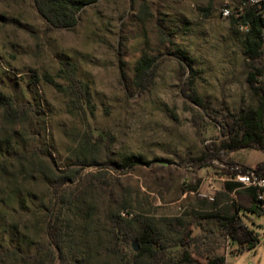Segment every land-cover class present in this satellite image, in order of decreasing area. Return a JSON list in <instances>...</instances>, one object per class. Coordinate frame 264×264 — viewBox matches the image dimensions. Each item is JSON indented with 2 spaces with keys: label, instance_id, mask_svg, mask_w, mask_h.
Returning <instances> with one entry per match:
<instances>
[{
  "label": "rangeland",
  "instance_id": "1",
  "mask_svg": "<svg viewBox=\"0 0 264 264\" xmlns=\"http://www.w3.org/2000/svg\"><path fill=\"white\" fill-rule=\"evenodd\" d=\"M225 7L231 15L224 16ZM246 7L245 0H99L68 29L50 27L35 0H0V95L26 112L12 121L0 107V264H38L7 253L33 256L48 242L39 204L52 196L42 172L52 164L50 154L59 167L81 168L82 213L97 206L88 228L84 218L73 221L74 242L64 241L59 263L124 264L110 252L105 217L119 203L134 253L141 229L133 215L153 225L161 244L157 256L132 255L130 264H190L183 254L264 264V213L249 209L245 189L225 188L232 165L255 169L264 161L262 148L227 147L228 125L260 102L247 79L252 63L263 70L257 86L264 88V47L256 62L246 54ZM256 14L264 17V10ZM177 48L194 58V87L209 102L205 109L189 97V71L174 55ZM144 53L157 61L153 78L139 87L135 68ZM64 61L77 65L90 105L70 97L67 80L56 77L65 91L46 80ZM205 152L212 158L202 161ZM125 155L151 163L120 171L106 164ZM86 157L97 166H76ZM233 204L259 237L253 247L240 246L209 217L231 214Z\"/></svg>",
  "mask_w": 264,
  "mask_h": 264
},
{
  "label": "trees",
  "instance_id": "2",
  "mask_svg": "<svg viewBox=\"0 0 264 264\" xmlns=\"http://www.w3.org/2000/svg\"><path fill=\"white\" fill-rule=\"evenodd\" d=\"M99 0H35L36 7L45 19L50 27L54 28H75L80 20V12L87 6L94 5ZM247 5V13L244 16L245 20L251 25L247 38L244 41L246 48V54L248 58L256 62L262 55V49L264 47V17L261 14H256L258 8L253 6L245 0ZM264 10V6L262 7ZM261 9V10H262ZM174 55L180 60V64L184 67L185 71H189L188 84L191 86L189 97L200 108H207V101H205L198 91L194 87V79L197 75V71L194 68V58L185 50L177 48L174 50ZM157 57L148 56L146 53L139 59L135 68V80L137 86L146 87L147 82L153 78L155 72ZM263 73L261 67L251 64V70L248 73V83L252 89L260 95V102L255 110L245 112L238 118L235 117L232 124L228 125L227 133L229 135L228 148L238 149L243 147L256 146L264 149V88L257 86L258 76ZM121 74L123 78L126 76L123 66L121 65ZM56 77L65 79L69 82L68 93L70 97H76L80 102L91 104V96L85 85L77 76V65L70 61L62 62V66L57 72L56 76L45 74V78L48 82L53 84L59 90H63V86L56 82ZM65 91V89H64ZM67 91V90H66ZM0 107L4 108V114L8 120H17L22 118L24 111L20 113L19 107H14L10 103L4 101L0 95ZM52 164H47L42 169L44 176L48 179L51 187V198L49 201L42 200L39 204V210L44 213V221L46 224V235L48 242L39 249L35 255L21 254L17 249L9 250L8 256L16 257L21 255L24 263H29L32 260H36L38 264H58L60 261L61 253L64 251V241L73 243L74 231L71 230L73 221L84 218L87 221L93 217L92 213L97 208L94 206L91 212L84 211L82 213L79 198L84 192V186L79 184L80 170L81 168H74L73 165L66 167H59L56 164L55 159L51 156ZM208 158H212V155L205 152L202 161ZM79 161L76 166H97L95 159L92 161L87 160ZM89 163V164H87ZM150 161H145L142 156L139 155H125L120 161L109 160L106 164L113 166L117 171L128 170L134 168L139 164H149ZM75 166V165H74ZM257 172L264 174V161L258 163L255 168ZM91 183V182H90ZM94 188H97L101 193H108L109 191L103 184L91 183ZM238 184L234 182L225 183V188L229 191L237 188ZM245 189L252 197L253 203L249 207L250 210L257 213H264V208L257 204V189L256 188H242ZM76 192L74 198H71L72 192ZM114 201V200H113ZM113 203V202H112ZM123 207H126L122 204ZM122 205L116 203L115 206L110 205L105 211V217L109 220L110 236L112 240L111 253L120 255L125 261L124 264H130L133 256H141L147 254L150 256H157L159 250L155 248L161 245L158 231L153 225L145 220H140L138 216L133 215L131 220L137 221L140 224L139 241L141 243L140 250L134 253L131 248V234L125 232L121 223L123 221ZM232 213L224 215H214L209 217H215L219 220L220 225L225 229L227 236L236 241L242 247H253L259 242L257 233L249 229L243 220L238 216V208L235 204L232 206ZM68 218V224L64 223V218ZM208 217V218H209ZM85 221L82 223L84 227ZM90 223L86 224L88 228ZM187 237L190 233H186ZM138 241V240H137ZM138 241V242H139ZM129 249V251H128ZM126 259V260H125ZM184 262L190 264H227L225 256H214L207 262L197 261L191 259L190 256L183 254L181 258ZM59 264H63L61 261Z\"/></svg>",
  "mask_w": 264,
  "mask_h": 264
},
{
  "label": "built area",
  "instance_id": "3",
  "mask_svg": "<svg viewBox=\"0 0 264 264\" xmlns=\"http://www.w3.org/2000/svg\"><path fill=\"white\" fill-rule=\"evenodd\" d=\"M253 6L261 8L264 6V0H247ZM224 16L231 15V9L225 7L223 9ZM230 173L226 176L225 180L238 184L237 189L242 188H256L257 204L264 208V174L257 172L255 169H243L240 165H232Z\"/></svg>",
  "mask_w": 264,
  "mask_h": 264
},
{
  "label": "water",
  "instance_id": "4",
  "mask_svg": "<svg viewBox=\"0 0 264 264\" xmlns=\"http://www.w3.org/2000/svg\"><path fill=\"white\" fill-rule=\"evenodd\" d=\"M133 248H134L135 251H139V250H140V246H139L137 240H135V241L133 242Z\"/></svg>",
  "mask_w": 264,
  "mask_h": 264
}]
</instances>
